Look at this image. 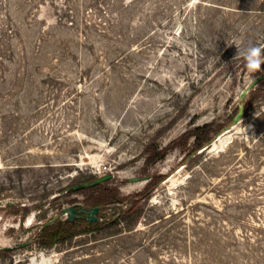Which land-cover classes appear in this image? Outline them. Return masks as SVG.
I'll list each match as a JSON object with an SVG mask.
<instances>
[{"label": "rangeland", "instance_id": "rangeland-1", "mask_svg": "<svg viewBox=\"0 0 264 264\" xmlns=\"http://www.w3.org/2000/svg\"><path fill=\"white\" fill-rule=\"evenodd\" d=\"M249 45L264 47V0H0V264H264ZM106 175L127 201L102 207L104 227L41 246L87 208L75 186ZM137 197L133 223L109 226Z\"/></svg>", "mask_w": 264, "mask_h": 264}, {"label": "trees", "instance_id": "trees-1", "mask_svg": "<svg viewBox=\"0 0 264 264\" xmlns=\"http://www.w3.org/2000/svg\"><path fill=\"white\" fill-rule=\"evenodd\" d=\"M263 78L258 82V84L255 87H253V89L249 91V93L244 98L245 109L252 108L253 104L257 100V96H256L257 92L264 90ZM218 129L219 128L215 129L213 127V123H208L202 126H198L192 132H190L189 136L194 135L195 137L194 146L191 149L190 153H193L196 149L201 148L206 142L210 141L213 134ZM180 138L182 140V137ZM186 139L187 137L186 135H184L183 140ZM96 178L98 177L91 176L88 179V181L91 182ZM158 180L159 179L155 180L152 178L148 182L149 185L144 192L147 193V189L156 185L158 183ZM107 181H104L105 183L101 182L99 184L81 187L75 189L74 191L85 193L86 197L84 198V201L87 205V209L98 207L100 211L102 207L105 206L106 204L123 203L127 201L126 197L120 196L119 189L115 186L108 185ZM139 198L137 197V199L130 200L131 206L127 210L123 211L117 219L110 222L109 226L118 225L120 222L133 223L135 217H138L141 213V210L138 206ZM102 227H104L103 222H100L99 220L89 221L84 216H82L81 218H76L74 221H69L67 217L66 218L60 217L54 221H51L49 224H45L41 228V230L38 233V240L41 246L52 247L55 244L65 243L67 241H70L77 235L91 232L94 230H100ZM6 250L8 249H4V251Z\"/></svg>", "mask_w": 264, "mask_h": 264}, {"label": "water", "instance_id": "water-1", "mask_svg": "<svg viewBox=\"0 0 264 264\" xmlns=\"http://www.w3.org/2000/svg\"><path fill=\"white\" fill-rule=\"evenodd\" d=\"M264 77L263 74H260L259 77H257L243 92H242V95L241 97L244 99L246 97V95L249 93V91L251 89H253V87H255L258 82L260 80H262V78ZM244 113V106L241 105L240 106V110L239 112L237 113V115L235 116V118L233 119L235 122H237L243 115ZM228 128H226L227 130ZM222 132H219L218 134H221ZM111 178V175H106V176H100L98 178H96L95 180L91 181V182H85V183H82L80 185H76L74 190L75 189H78V188H81V187H86L88 185H95V184H99L101 182H104V181H107ZM79 209V211L77 210ZM88 210V211H87ZM99 211V208L98 207H94V208H90V209H87V208H84V207H77V206H73L71 208H69V216L67 217V219L69 221H74L76 218H81L82 216H84L87 220L89 221H96L98 220L97 217H96V214L98 213ZM66 212V211H64ZM86 213V214H85ZM63 216V215H62ZM51 222V221H50ZM50 222H48L47 224H49ZM25 245V244H23ZM22 245V246H23Z\"/></svg>", "mask_w": 264, "mask_h": 264}, {"label": "clouds", "instance_id": "clouds-1", "mask_svg": "<svg viewBox=\"0 0 264 264\" xmlns=\"http://www.w3.org/2000/svg\"><path fill=\"white\" fill-rule=\"evenodd\" d=\"M246 68L250 72H257L261 70L262 65H264V47L259 45H249L242 53Z\"/></svg>", "mask_w": 264, "mask_h": 264}, {"label": "bare ground", "instance_id": "bare-ground-1", "mask_svg": "<svg viewBox=\"0 0 264 264\" xmlns=\"http://www.w3.org/2000/svg\"><path fill=\"white\" fill-rule=\"evenodd\" d=\"M225 133H227V130L226 131H223L222 133H221V135L223 136ZM221 136V137H222ZM222 140V139H221Z\"/></svg>", "mask_w": 264, "mask_h": 264}]
</instances>
